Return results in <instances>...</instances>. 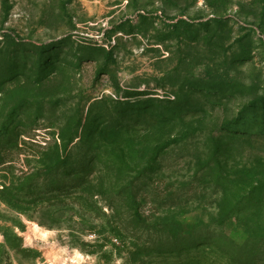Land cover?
I'll return each mask as SVG.
<instances>
[{
  "label": "rangeland",
  "instance_id": "rangeland-1",
  "mask_svg": "<svg viewBox=\"0 0 264 264\" xmlns=\"http://www.w3.org/2000/svg\"><path fill=\"white\" fill-rule=\"evenodd\" d=\"M0 264H264V0H0Z\"/></svg>",
  "mask_w": 264,
  "mask_h": 264
},
{
  "label": "trees",
  "instance_id": "trees-1",
  "mask_svg": "<svg viewBox=\"0 0 264 264\" xmlns=\"http://www.w3.org/2000/svg\"><path fill=\"white\" fill-rule=\"evenodd\" d=\"M62 164H63V166H65L64 165V163L63 162H61ZM82 166H86V164H85V159H82V161H80V162H78L77 164H73V165H71V168H74V169H79V168H81ZM198 234L199 233H196V231L195 232H192V233H190V234H187V235H181L180 236V234H177L176 236H178L179 235V239H180V241L182 242H184V246H186V245H188V246H191L192 244H194V245H196L197 244V241L199 240L198 238H199V236H198ZM198 239V240H197ZM197 240V241H196ZM175 241L173 240V243H174ZM174 248H177V246H173Z\"/></svg>",
  "mask_w": 264,
  "mask_h": 264
}]
</instances>
